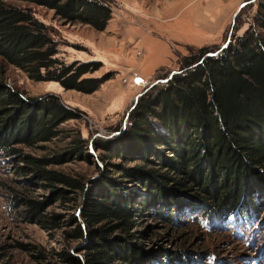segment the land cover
<instances>
[{
  "label": "trees",
  "instance_id": "1",
  "mask_svg": "<svg viewBox=\"0 0 264 264\" xmlns=\"http://www.w3.org/2000/svg\"><path fill=\"white\" fill-rule=\"evenodd\" d=\"M257 1L243 33H233L219 51L200 49L177 72L147 86L129 110L125 128L93 141L103 150L101 160L122 162L111 165L115 174L106 171L93 179L58 168L90 157L89 140L78 129L63 127L81 119V112L54 94L24 99L7 78L14 67L34 81L95 91L107 78L84 75L97 70L99 62L65 61L47 25L19 2L102 30L111 18L107 1L0 0V162L6 159L28 183L21 186L25 190H9V204L17 207L19 219L50 237L58 232L63 243L49 253L28 245L34 257H49L53 264H208L218 259L214 251L192 247L175 226L193 222L198 230L220 233L228 223L259 222L264 210V0ZM235 24H241L240 16ZM56 139L63 145L50 148ZM36 149L43 154L30 152ZM181 211L190 215L180 219ZM148 217L172 229L166 235L179 240L173 249L147 245L152 239ZM246 237L255 240L254 233L244 235L248 243Z\"/></svg>",
  "mask_w": 264,
  "mask_h": 264
},
{
  "label": "rangeland",
  "instance_id": "2",
  "mask_svg": "<svg viewBox=\"0 0 264 264\" xmlns=\"http://www.w3.org/2000/svg\"><path fill=\"white\" fill-rule=\"evenodd\" d=\"M106 1L111 9V18L102 30L89 24L64 22L43 6L19 2L21 6H29L34 16L47 25L58 41L59 55L65 61L99 62L97 70L84 75L107 78L95 91L65 89L55 81H34L14 67L9 68L7 78L8 85L17 88L24 99L54 94L63 104L81 112V119H70L63 127L78 129L89 140L90 157L73 160L58 168L82 172L93 179L106 171L115 174L111 165L122 164L120 159L111 157L101 160L103 150L95 148L93 141L118 134L125 128L135 96L147 86L177 72L200 49H222L233 33L245 31L258 8L257 0L248 5L249 0ZM237 16L241 17L238 27L235 24ZM55 144L63 145L56 139L48 146L52 148ZM30 152L39 155L44 151L36 149ZM10 166L6 159L1 160L0 264H53L49 257L43 260L34 257L28 245L40 246L47 253L59 250L63 247L60 234L56 232L50 237L39 226L19 219L17 207L9 204V190H25L21 186H28V183L12 172ZM35 192L39 194L43 190L39 187ZM180 214V219L190 215L187 211ZM259 215V222L228 223V229L220 233L208 228L198 230L200 226L193 222L174 228L180 233V239L190 238L192 247L214 251L218 259L208 264H264V210ZM145 222L152 238L145 244L173 249L179 243L178 238L170 240V235H166L172 229L167 230L163 221L148 217ZM248 232L255 234V240L246 237V243L243 237ZM76 249L73 247L70 251L75 253ZM202 263L207 264L203 260Z\"/></svg>",
  "mask_w": 264,
  "mask_h": 264
},
{
  "label": "water",
  "instance_id": "3",
  "mask_svg": "<svg viewBox=\"0 0 264 264\" xmlns=\"http://www.w3.org/2000/svg\"><path fill=\"white\" fill-rule=\"evenodd\" d=\"M243 4H241V5H239V7L237 8L238 10L240 9V7L242 6ZM237 10V11H238ZM228 41V40H227ZM227 44V43H226ZM225 46V45H224ZM224 46H222V47H224ZM144 91L145 90H143V91H141V92H139L136 96H135V98H134V101H133V106L135 105V103L137 102V100H138V98L144 93ZM132 106V107H133ZM125 124V123H124ZM123 127H124V125H123Z\"/></svg>",
  "mask_w": 264,
  "mask_h": 264
}]
</instances>
